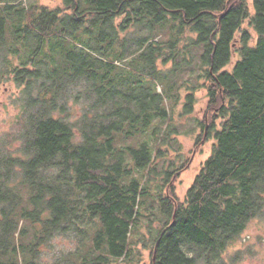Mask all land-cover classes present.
I'll list each match as a JSON object with an SVG mask.
<instances>
[{
  "label": "trees",
  "instance_id": "1",
  "mask_svg": "<svg viewBox=\"0 0 264 264\" xmlns=\"http://www.w3.org/2000/svg\"><path fill=\"white\" fill-rule=\"evenodd\" d=\"M61 1L0 0V88L21 93L0 142V264H30L56 234L76 237L65 264H139L145 218L152 264H219L264 210V0ZM183 75L184 115L192 80L208 99L197 146L214 143L181 202L189 161L151 175L180 152Z\"/></svg>",
  "mask_w": 264,
  "mask_h": 264
},
{
  "label": "rangeland",
  "instance_id": "2",
  "mask_svg": "<svg viewBox=\"0 0 264 264\" xmlns=\"http://www.w3.org/2000/svg\"><path fill=\"white\" fill-rule=\"evenodd\" d=\"M248 2L251 6L252 0H248ZM16 3H22L24 6L38 3L52 9L62 7L61 0H17ZM235 60L236 58L234 57L233 63ZM185 79L184 75L183 78L178 79L177 87L179 88L180 99L174 109L172 123V128L175 129L172 136L178 143L176 147L173 145V149L180 146V152H175L171 148H163L168 149L169 154L165 158H160L156 161L157 170L151 175L152 185L162 183V168L166 167L169 170H174L175 168H179L182 163L189 161L186 163L185 170L176 173V180L174 179V191L181 202L184 200L194 178L200 171L201 165L210 156L214 143V140L210 137L205 138L203 136L202 141L197 146V140L203 134L201 123H203L207 114L208 99L206 91L203 88H198V84L192 80L188 86L196 88L194 91L193 111L188 115H184V110L182 109H184L185 97L188 94L186 87H182V81H186ZM199 83H202V81ZM19 96H21L20 90L12 83H7L0 88V142L16 132V120L19 114V102L17 99ZM76 109H79V106ZM17 146L18 142H12L10 148L15 150ZM146 223L147 218L142 219V225L138 228V232L132 240L136 253L134 261L138 259L139 264H152L150 245L146 242L147 237H149L145 226ZM160 226L155 221L153 224V234L159 231ZM25 227L27 225L23 228ZM15 241L19 242V244L21 242L29 244L32 241V237L30 235L18 237L17 234L15 235ZM76 247L77 241L73 234H56L46 245L38 248L40 252L38 255H30L29 263L65 264L63 262L64 257L69 252L74 251ZM20 257L22 258V255ZM219 264H264V210L262 215L252 220L241 236L224 251Z\"/></svg>",
  "mask_w": 264,
  "mask_h": 264
},
{
  "label": "water",
  "instance_id": "3",
  "mask_svg": "<svg viewBox=\"0 0 264 264\" xmlns=\"http://www.w3.org/2000/svg\"><path fill=\"white\" fill-rule=\"evenodd\" d=\"M153 262H154V257H153Z\"/></svg>",
  "mask_w": 264,
  "mask_h": 264
}]
</instances>
